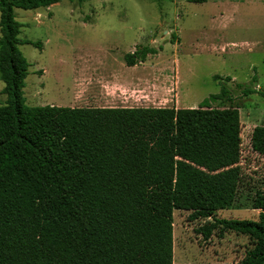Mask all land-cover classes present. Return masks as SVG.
Returning <instances> with one entry per match:
<instances>
[{
    "label": "trees",
    "instance_id": "obj_1",
    "mask_svg": "<svg viewBox=\"0 0 264 264\" xmlns=\"http://www.w3.org/2000/svg\"><path fill=\"white\" fill-rule=\"evenodd\" d=\"M60 1L0 0V264H173L175 210L195 221L233 207L243 181L238 107L212 105L232 101L222 83L197 108L26 106L29 63L18 46L38 43L19 38L14 9ZM154 53L138 47L124 62ZM249 143L264 157V122ZM252 209L257 222L215 218L195 233L249 235L237 264L264 262L263 190Z\"/></svg>",
    "mask_w": 264,
    "mask_h": 264
},
{
    "label": "rangeland",
    "instance_id": "obj_2",
    "mask_svg": "<svg viewBox=\"0 0 264 264\" xmlns=\"http://www.w3.org/2000/svg\"><path fill=\"white\" fill-rule=\"evenodd\" d=\"M14 16L19 38L38 43L18 46L29 63L26 106L197 108L222 84L229 88L232 101L212 105L238 107L243 181L233 207L214 218L188 221L190 212H173V264H237L245 257L249 235L227 230L220 238L218 230L204 241L195 230L215 218L259 219L252 201L257 189L264 192V157L249 141L264 122V0H62L15 8ZM138 47L155 53L128 67L124 55ZM3 87L0 79V105Z\"/></svg>",
    "mask_w": 264,
    "mask_h": 264
},
{
    "label": "crops",
    "instance_id": "obj_3",
    "mask_svg": "<svg viewBox=\"0 0 264 264\" xmlns=\"http://www.w3.org/2000/svg\"><path fill=\"white\" fill-rule=\"evenodd\" d=\"M230 3H231V1H229ZM229 3V4H230ZM232 4V3H231ZM222 14V13H221ZM220 16H222L223 17V15H220ZM225 16V15H224ZM221 20H223L224 21V17L221 19ZM224 49H222V51H223ZM175 106V105H174ZM176 108H179V106L177 105V106H175ZM259 211V210H258ZM238 249H239V247H238ZM236 264V263H235Z\"/></svg>",
    "mask_w": 264,
    "mask_h": 264
}]
</instances>
